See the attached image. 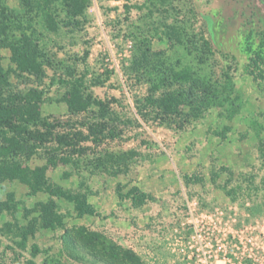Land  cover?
<instances>
[{
  "label": "rangeland",
  "instance_id": "rangeland-1",
  "mask_svg": "<svg viewBox=\"0 0 264 264\" xmlns=\"http://www.w3.org/2000/svg\"><path fill=\"white\" fill-rule=\"evenodd\" d=\"M3 1L29 19L37 59L47 63L41 76L29 75L0 48L3 97L40 91L46 140L21 168L44 167L71 197L55 198L51 227L37 224L22 240L0 234V264H166L169 234L161 231L191 227L182 216L190 208L195 225L224 231L234 261L264 264V78L245 71L253 51L264 56V0ZM141 53L148 69L131 70ZM156 68L210 81L222 103L184 129L142 118L135 101ZM75 96L92 101L87 111L72 113ZM97 101L108 114L93 142L79 131L97 120ZM82 194L99 215L75 214L72 200ZM48 198L22 177L2 178L0 206L10 199L15 210L0 209V226L26 225L36 214L25 208Z\"/></svg>",
  "mask_w": 264,
  "mask_h": 264
},
{
  "label": "trees",
  "instance_id": "trees-1",
  "mask_svg": "<svg viewBox=\"0 0 264 264\" xmlns=\"http://www.w3.org/2000/svg\"><path fill=\"white\" fill-rule=\"evenodd\" d=\"M29 19L23 18L19 11L10 8L0 0V48L7 47L10 51L11 62L15 67L29 75L36 77L43 74V65L46 61L38 60L39 52L32 45L35 29L27 23ZM29 25V26H27ZM27 27L31 30L26 32ZM39 34V33H38ZM1 58V55H0ZM148 55L134 56L130 61V69L136 70L138 67L147 68ZM262 65V66H261ZM264 56L258 50L253 51L245 71L255 79L264 78ZM158 68V67H157ZM156 68V69H157ZM157 72V76L150 81L151 85L148 94L141 100L135 101L137 112L142 118L152 116L158 123L174 125L178 129H184L186 125L203 117L205 112L222 103L223 97L215 84L200 77H192L184 72H169L164 69ZM7 70L0 63V181L4 177H22L24 181L35 191L48 194L45 201H37L31 208H25V215L35 213L26 225H19L12 222H5L0 226V234L11 237L13 232L16 236L23 238L27 233H33L38 227H51L56 218L55 198H70L71 193L62 186L51 184L45 177V169L36 166L32 170L21 168V163L30 154L37 150V141L44 142L46 137L38 129L41 121L36 114V104L39 102L40 91L36 88L28 94H11L7 99L3 97V89L8 84ZM79 96V95H78ZM75 96L74 101H69L72 113L87 111L92 101H78L80 97ZM89 99V98H88ZM86 99V100H88ZM103 101L95 104L99 113H94L95 121L81 126L87 131H79L82 139L92 138L96 142L94 135L101 133L105 128L107 111L104 109ZM90 118V117H89ZM58 144L70 146L71 141L64 135L54 136ZM52 138V137H51ZM23 160V161H22ZM134 199V197H133ZM73 209L78 217L83 215H99V212L89 203L85 195L80 199H73ZM144 199H140L137 204H142ZM15 202L7 200L0 209H5L12 213L15 210ZM13 226L14 230L13 231ZM20 240V241H21ZM21 245V244H19Z\"/></svg>",
  "mask_w": 264,
  "mask_h": 264
},
{
  "label": "built area",
  "instance_id": "built-area-1",
  "mask_svg": "<svg viewBox=\"0 0 264 264\" xmlns=\"http://www.w3.org/2000/svg\"><path fill=\"white\" fill-rule=\"evenodd\" d=\"M190 209L182 216L189 220L191 227L173 226L161 231L169 234V237L165 238L168 242L163 244L170 255L166 264H244L240 259L233 260V249H228L226 243L228 238L219 235H225L224 231L195 225L194 214Z\"/></svg>",
  "mask_w": 264,
  "mask_h": 264
},
{
  "label": "crops",
  "instance_id": "crops-1",
  "mask_svg": "<svg viewBox=\"0 0 264 264\" xmlns=\"http://www.w3.org/2000/svg\"><path fill=\"white\" fill-rule=\"evenodd\" d=\"M87 201H88L89 203H91V204L93 205V207H95V209H97V210H99V211L102 210V207H101V206H96V205H95V202L91 201V200L89 199V197L87 198Z\"/></svg>",
  "mask_w": 264,
  "mask_h": 264
}]
</instances>
